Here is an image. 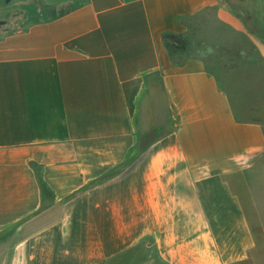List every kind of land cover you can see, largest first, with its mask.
<instances>
[{"label": "crops", "instance_id": "0c3cea01", "mask_svg": "<svg viewBox=\"0 0 264 264\" xmlns=\"http://www.w3.org/2000/svg\"><path fill=\"white\" fill-rule=\"evenodd\" d=\"M6 4L0 264H111L145 241L163 264L249 259L264 104L163 39L210 8L239 25L222 0Z\"/></svg>", "mask_w": 264, "mask_h": 264}, {"label": "rangeland", "instance_id": "374dc122", "mask_svg": "<svg viewBox=\"0 0 264 264\" xmlns=\"http://www.w3.org/2000/svg\"><path fill=\"white\" fill-rule=\"evenodd\" d=\"M6 1L0 0L1 9L4 10L3 6H7L8 3L11 12H15L16 0ZM222 4L237 18L239 25L223 20L217 8H210L190 17L187 19L189 28L185 33L188 38L187 49L177 51L174 56L181 60L195 56L202 58L207 68L221 81L238 89L242 97L241 104H244L243 90L250 103L264 104V58L258 45V42L264 41V0H222ZM257 195L258 191L256 202ZM247 205L259 243L249 259L237 264H264L263 233L256 214L258 203L254 210L250 203L247 202ZM111 264L163 263L155 257L153 249L147 247L145 241L138 246L135 253L132 251L128 255H123Z\"/></svg>", "mask_w": 264, "mask_h": 264}, {"label": "trees", "instance_id": "16d2710c", "mask_svg": "<svg viewBox=\"0 0 264 264\" xmlns=\"http://www.w3.org/2000/svg\"><path fill=\"white\" fill-rule=\"evenodd\" d=\"M163 39L173 58L175 57L174 54L177 51H185L187 49L188 38L186 37L185 33L178 34L173 32H165L163 34ZM175 61L177 63L181 62L176 59Z\"/></svg>", "mask_w": 264, "mask_h": 264}, {"label": "water", "instance_id": "95a60500", "mask_svg": "<svg viewBox=\"0 0 264 264\" xmlns=\"http://www.w3.org/2000/svg\"><path fill=\"white\" fill-rule=\"evenodd\" d=\"M7 1H9V0H7Z\"/></svg>", "mask_w": 264, "mask_h": 264}]
</instances>
